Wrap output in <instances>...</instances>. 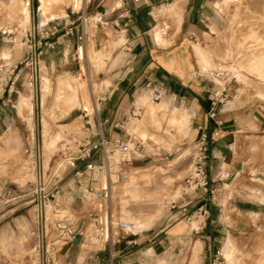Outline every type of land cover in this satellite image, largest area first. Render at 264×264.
Instances as JSON below:
<instances>
[{
    "label": "rangeland",
    "instance_id": "1",
    "mask_svg": "<svg viewBox=\"0 0 264 264\" xmlns=\"http://www.w3.org/2000/svg\"><path fill=\"white\" fill-rule=\"evenodd\" d=\"M84 1L79 0V7L75 8L72 6L75 0H41L39 14L42 15L41 8L46 6V14L53 10L56 12H51V16H64L68 11L65 12L64 7L70 5L76 12L84 7ZM20 2L23 0H0V29L11 31V41L1 40L3 49L0 52V264H41L42 260L43 264H104L90 261L96 252L101 258H105L108 252V247L103 246L100 227L104 223L95 225L100 215L91 216L87 211L95 208L101 200H96L92 189L81 191V184L74 181V174L83 169L80 168L83 160H78L75 165L68 164L61 148L67 143L73 146L75 139L88 136L85 120L80 115L85 109L91 113L98 109L100 95L112 83L110 75L115 74L112 69L117 66H106L107 61L98 60V66L91 69L84 66L82 71L68 76L47 75L39 68L35 72L26 65L27 54H24L33 38L29 22L23 16L19 19L14 15ZM205 3L200 25L185 39L193 72L216 84L215 93L221 94L225 102L234 95V90H238L242 101L255 99L264 109V50L253 48L246 52L242 49L245 41L236 48L229 41L238 14L239 18H247V24L251 21L249 26L254 30L262 28L264 0H205ZM38 5V0H31L29 7L36 28ZM162 16L165 24L179 21L176 12H165ZM163 30L159 27L158 34ZM175 32L174 28L172 33ZM259 34L261 36V30ZM119 44H114V48ZM100 56L98 52L96 59ZM106 56L112 63L117 61L112 52ZM128 56L126 52L118 60ZM17 62L15 74L19 73V79L15 90L9 94L3 89ZM173 106L151 104L150 111L145 114L148 113L146 122L135 125L137 129L151 123L158 134L150 137L153 142L168 143L165 151L146 150L139 153V157L133 156L125 165L129 176L123 182L114 173L96 172L99 189L107 180L110 182L113 222L140 220L142 226V221L147 222L146 227L133 231L166 242V247H158L153 256L142 254L140 257L127 249L132 245L126 243L132 238L131 233H121V241L115 245L116 254L121 257L115 255L109 264H120V261H124L122 264H204L200 241L204 231L200 226L208 213L204 214L200 207H196L189 214H180L183 204L195 201V194L202 190L186 182L193 168L194 147L199 136L193 138L188 118ZM139 111L132 114V124L143 119L144 112L141 111L140 117L135 115ZM161 115L167 119L164 129L158 124ZM176 116H182L179 122L173 120ZM146 137L148 135L143 138ZM239 141L243 146L245 172L248 171L247 179L246 174L241 178L248 185L242 183V188L247 187L255 193L264 180V130L243 133ZM69 175L73 177L69 178ZM38 176L41 183L37 182ZM61 177L65 178V183L60 186L64 192L58 190ZM216 183L215 192L207 194L221 206L219 217L227 229L219 236L223 240L222 246L215 254H220L221 264H264V214L234 211L230 201L237 195H248L235 191L228 179ZM40 198L44 202L42 211L38 206ZM68 219L72 221L71 226L76 224L77 227L73 235L59 226L61 222L69 223ZM180 221L187 224L188 229L178 231L182 235L177 238L168 236ZM191 229L195 233L192 234ZM96 235L101 237L99 241L93 239ZM229 237L236 248L227 252L223 244ZM135 247L137 254L140 250L146 251L143 244ZM205 264H214V256Z\"/></svg>",
    "mask_w": 264,
    "mask_h": 264
},
{
    "label": "crops",
    "instance_id": "2",
    "mask_svg": "<svg viewBox=\"0 0 264 264\" xmlns=\"http://www.w3.org/2000/svg\"><path fill=\"white\" fill-rule=\"evenodd\" d=\"M30 1L23 0V3L30 7ZM38 2L37 26L60 24V30L50 37L55 46L53 48L43 46L38 57V68L41 73L68 76L82 71L84 66L88 69L98 66V60L107 61L106 66H117L112 69L115 74L110 75L112 83L100 95L98 109L92 113L85 109L80 115L85 120V131L94 141L99 139L98 134L102 132L110 142L117 138L130 142L134 149V156L139 157L141 152L146 150L165 151L168 143L152 141L150 136L158 133L151 123L137 129L135 125L146 122L148 113L145 114L150 111L151 104L156 102L159 105L174 104L173 108L183 113L186 119L188 118L192 126L193 138H197L201 132L208 135L209 151L206 170L211 179V186H217L216 182L219 180L228 179V184L234 185L235 191L248 195L245 197L237 195L230 201L234 211L244 214H264V180L263 185L258 187L255 193L247 187L242 188V183L248 185L246 180L241 179L245 174L247 179L248 171L245 172L243 146L239 141L243 133L253 134L264 130V109L261 104L254 101L255 99L242 101L240 92L234 90V95L227 102L223 100L219 103L215 115L212 116L211 101L217 86L195 74L190 64L185 39L191 36L200 25L204 15L205 0H85L83 8L89 16L86 25L80 20L77 11L75 12L72 8L67 9L64 16H51L49 13L47 18L41 21L39 14L41 0ZM99 12L104 14L103 23L94 20ZM165 12L178 13L179 21L175 24L173 22L165 24L162 21V15ZM69 25L73 27L72 33L67 32ZM159 27L165 29L160 35ZM173 27L176 34L172 33ZM118 43H120L119 46L114 48V44ZM1 45L0 39V52L3 49ZM27 47L24 49V54L29 52ZM98 52L101 56L96 59ZM110 52L114 54L113 59H117L115 63L106 56ZM126 52L129 56L119 61L121 55ZM27 66L30 67L29 64ZM45 79L47 80L46 77ZM136 110L144 112V117L132 124V114ZM144 135L148 137L143 138ZM92 161L102 164L101 151L95 153ZM86 163L84 160L81 162L80 168L83 169L74 174V181L81 184V191L99 189L96 184L100 180L96 172L87 168ZM75 169L77 170V166ZM68 177L71 178L73 175ZM63 183L65 178L61 177L58 182L59 192H64L60 187ZM106 184L110 182L107 180L102 187ZM203 192L200 190L199 194H195L197 197L195 201L190 200L183 204L180 214H189L196 207L208 209V216L204 215V223L200 226V229L204 231L200 236L204 249L201 253V261L205 264L222 246L223 240L219 236L227 228L219 217L221 206L214 202L215 200L212 201L209 194ZM82 199H85L84 196ZM110 207V202L99 201L95 208L87 209L91 216L100 215L99 221L95 220V225L97 222L104 223V226L100 225L104 236L103 246L108 247L106 259L101 258L96 252L91 256V262L109 264L115 255L121 257L115 251V245L121 241V233H131L132 238L127 239L126 243L132 245L127 246V249L140 257L142 254L153 256L158 247H166L165 241H156L154 236L134 232L133 229L136 230V226L133 220L127 221L132 228H123L120 222H113ZM68 221L69 223H59V226L73 235L77 229L76 224L71 226V219ZM142 222L143 226L140 228L148 225L147 222ZM92 226L93 230L94 226ZM95 227L98 229V226ZM183 229L187 230L188 226L180 221L173 226L168 236L177 238L182 235L178 231ZM190 232L193 234L195 230L191 229ZM97 236L95 238L93 236V239L99 241L101 237ZM136 244H143L146 251L140 250L137 254V251H134ZM123 262L120 261V264Z\"/></svg>",
    "mask_w": 264,
    "mask_h": 264
},
{
    "label": "built area",
    "instance_id": "3",
    "mask_svg": "<svg viewBox=\"0 0 264 264\" xmlns=\"http://www.w3.org/2000/svg\"><path fill=\"white\" fill-rule=\"evenodd\" d=\"M31 3V1H30ZM77 13L80 16V20L84 25L87 24L89 16L86 15L85 10L80 7L77 10ZM99 23H103L104 14L97 13L95 19ZM60 30V24L52 23L45 27H35V33L32 40H30L29 52L27 53L26 60L27 64L34 68L36 71L38 69V57L42 52V47L46 46L48 48H53L54 42L50 37L56 34ZM72 25L68 26L67 32L72 33ZM0 39L3 41H11V32L8 29L0 30ZM17 62L13 65L12 72L5 84L6 87L3 89L4 92H9L11 94L15 90V85L19 79V73L15 74V70L18 67ZM226 88L224 89V91ZM221 94L216 92L211 101V115L214 116L216 108L220 102L223 101ZM138 117L141 116V111L135 113ZM99 139L94 141L91 136H86L83 139H75V143L70 145L69 143L62 145V152L65 156V162L70 165H75L78 160H85L86 166L89 170L93 172L102 171L107 175L114 173L117 175L118 180L121 182L125 181L128 178V173L126 172L125 165L132 161L134 156V149L132 148L130 142L124 141L120 138L115 139L113 142H110L102 132L98 134ZM77 142V143H76ZM101 151L102 153V164L99 165L92 161L95 153ZM208 151H209V140L208 135L205 132H201L197 142L194 147L193 163L191 174L187 177L186 182L189 186H193L196 189H202L205 193L213 194L215 189L211 186V179L207 174V163H208ZM40 189H42L40 187ZM41 191V190H40ZM94 195L97 199H100L102 202L109 203L110 200V184H106L100 189H93ZM39 210L42 211L44 202L39 199ZM200 211L204 214L207 213L206 209L200 208ZM120 226L123 228H132L128 222H120ZM220 254L214 255V264H221Z\"/></svg>",
    "mask_w": 264,
    "mask_h": 264
},
{
    "label": "bare ground",
    "instance_id": "4",
    "mask_svg": "<svg viewBox=\"0 0 264 264\" xmlns=\"http://www.w3.org/2000/svg\"><path fill=\"white\" fill-rule=\"evenodd\" d=\"M14 1H16L17 2V0H14ZM80 1H82V0H80ZM28 2V1H27ZM62 2H64V1H62ZM19 4V3H18ZM29 4V3H28ZM27 5V4H26ZM23 2H20V4L18 5V6H16L18 9H16L15 11H14V15L15 16H17V17H19V19L21 18V16H23L24 18H25V20H28V24H29V28H30V33L32 34V35H34V33H35V23H34V19H33V17H32V15L30 14V10H29V5L28 6H26ZM61 5H63V4H61ZM66 5V4H65ZM72 6H74L75 8L76 7H79V0H77L76 1V3L75 4H73ZM71 6V7H72ZM172 6V5H171ZM45 8H46V6H44ZM44 7L43 8H41V11H42V15L40 14V16H42V17H45V16H47L49 13H47L46 14V11H45V9H44ZM62 8V7H61ZM70 8V5L68 6H66V7H64V10H65V12H66V10L67 9H69ZM172 8H175V7H172ZM47 10V9H46ZM48 11V10H47ZM48 12H50V11H48ZM41 13V12H40ZM49 15H51V12H50V14ZM41 17V18H42ZM263 18V17H262ZM18 19V18H17ZM44 19V18H43ZM235 25H234V27H232V29H231V31H230V34H229V41H230V43L232 44V46H233V48H236V46H240V44L243 42V41H245V43H244V45H243V47H242V49H244V51H248V50H250V49H253V48H259L260 50L261 49H263L264 50V23L262 24V28H258L259 30H261V36H260V34H259V30L258 29H256V30H254V28L253 27H250L249 25H250V23H251V21L247 24V18H239V14L238 15H236V18H235ZM254 22V21H253ZM262 22H263V20H262ZM253 25H255L254 23H253ZM231 27V26H230ZM255 27H256V25H255ZM258 30V31H257ZM241 37H243V38H241ZM248 37H249V39H248ZM254 50V49H253ZM260 50H258V52L260 51ZM248 54V53H247ZM258 54V53H257ZM251 55H253V54H251ZM255 55V54H254ZM248 56V55H247ZM250 56V55H249ZM256 56V55H255ZM36 72V71H35ZM263 74V73H262ZM238 77L240 78L241 76H240V74L238 75ZM264 77V74H263V76H262V78ZM36 80V79H35ZM82 83V82H81ZM88 87V86H87ZM33 108V107H32ZM166 113V112H165ZM161 118H160V122L158 123V124H160V125H162V129H164V126H166V123H167V119L163 116V115H161L160 116ZM180 118H182V116H176L175 118H173V120H177L178 122H179V119ZM170 122V121H169ZM173 122V121H172ZM171 122V123H172ZM174 124V123H173ZM169 126V125H168ZM167 126V127H168ZM173 125H171V126H169V127H172ZM167 139V138H166ZM37 182L38 183H41V177H39L38 176V178H37ZM38 216V215H37ZM39 221H41V220H39ZM134 223H135V226H136V228H139V227H141L142 225V223H141V221L140 220H135L134 221ZM42 224V223H41ZM43 233V232H42ZM39 244H40V248L42 249V247H43V243H42V236L40 235V242H39ZM236 248V245L234 244V242H233V240L229 237L225 242H224V250L225 251H232L233 249H235ZM41 253V252H40ZM41 264H42V261H41Z\"/></svg>",
    "mask_w": 264,
    "mask_h": 264
}]
</instances>
